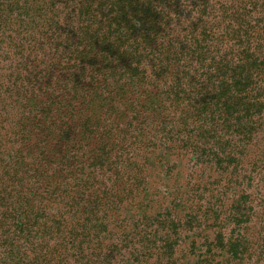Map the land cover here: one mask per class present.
<instances>
[{
  "label": "trees",
  "instance_id": "obj_1",
  "mask_svg": "<svg viewBox=\"0 0 264 264\" xmlns=\"http://www.w3.org/2000/svg\"><path fill=\"white\" fill-rule=\"evenodd\" d=\"M191 1L203 29L172 39L168 16L187 0H0V63L15 60L0 75V264H179L173 236L207 222L213 237L190 241L188 264H264V154L238 179L264 123V0L252 25L228 1L214 27L209 0ZM145 113L173 148L152 153L154 171L177 149L228 178L176 191L202 211L167 209L162 237L113 223L148 196L151 160L129 152L146 141ZM228 188L241 190L223 211Z\"/></svg>",
  "mask_w": 264,
  "mask_h": 264
},
{
  "label": "rangeland",
  "instance_id": "obj_2",
  "mask_svg": "<svg viewBox=\"0 0 264 264\" xmlns=\"http://www.w3.org/2000/svg\"><path fill=\"white\" fill-rule=\"evenodd\" d=\"M228 1L235 2L234 5H240V8L237 12L240 15L241 13L244 14L243 11H245L246 13L248 10H252L249 11L248 14V16L250 17V23L246 22V25H252L251 21L259 20L262 17V14L258 13V8L256 7L257 0H254L253 3H251L255 4V6L252 5L250 7L246 6L249 3L248 0H225L224 2L222 0H209V16H206V19L204 20L207 25L209 24V26L214 27L213 25H215L220 19L219 9L222 6L227 5L226 3ZM176 9L177 10L174 12L170 11L167 23L168 27L165 31L166 34L171 35L172 39H184V35L189 31L191 25L194 26L193 28H195L197 33L198 31H200V29H203L199 24L200 22H198L197 20L199 17L198 10L193 6L191 0H187L185 5H179ZM178 10L182 12L179 13ZM234 11H236V8H234ZM195 24L198 25L195 27ZM224 25L227 27L230 26V23L225 22ZM222 33V28L217 27L213 30L212 36L213 38L219 37L220 39V35H222ZM25 42L30 43L31 41L30 39H27ZM251 45L252 44H250V46ZM43 54L41 55V58L43 57L44 59H48L46 55H50L51 51L45 52V56ZM14 61L11 57L10 59H6L5 61L1 62L0 75H5L6 73H8L9 69H11L14 65ZM132 98H135V96ZM119 112L122 114L118 117L123 118L124 121L125 118L131 117V115H129V112L123 111L121 109L119 110ZM261 118L264 121V110L262 112ZM141 121L145 123L146 128L143 131V140L146 139V141L139 148H137L136 146L129 147V152L131 151V153L133 154L142 155V157H140L141 159L145 158L151 160L148 164L149 169L151 170L146 173V175L148 176L147 183L143 185L148 196L147 199H144L142 194H140L139 197L135 198L132 203H128L126 206H123L122 210L118 213V217L114 219L113 223L121 225L125 230V233L133 229L135 225L140 226V229L143 230L142 233H148L151 235H153V233H156L159 237H162L165 234L169 233L162 228V226L164 225L157 223H159L162 219L159 216H163V219L167 218L165 216L166 211L172 209L174 212L176 205L179 204H186L188 206L190 205L191 207H194V211L187 209L182 213L180 212L178 214V217L174 214L173 219L177 221H186L190 212H193L197 217H199L202 211H197L195 202L192 203L191 201H188L187 203H185L179 202V200H175L173 202L172 195L175 194L176 191L184 193L188 190V188L194 189L197 185L201 186L206 181L213 182L216 180H219L220 191H223V188L227 187L228 178L226 174L220 177L217 170L212 166L211 163L199 161L198 163L190 151L179 152L177 149L169 152V155L167 156V161H169L168 166L158 167L154 171L153 166H156V164H153V161L155 160L152 153H157L161 150L165 152L169 149L173 150V148L165 147L163 145L164 140H162L161 135L157 132L159 128H157L158 122L156 120H152L151 116L145 113ZM261 127L262 128L254 133L253 143L250 147L247 148L246 155L240 162L238 179L248 173L249 164L251 162L261 159L260 155L264 154V123ZM132 136V132H129L127 134V137ZM262 176L264 178V173L260 175V177ZM254 183L259 189L260 193L264 194V179H262L261 181L255 179ZM186 185L187 188H185ZM241 188H228L224 190V203L222 206L223 211L227 210L231 206V203L235 199H237L238 195L240 194ZM140 200H143V202L139 205H136L137 203H140ZM207 200L208 196H203L202 204H204V202ZM225 216L226 215L222 213L220 216V220L224 219ZM210 224L211 223L207 222L206 224H202V226L200 227L193 225L192 227L179 230L178 236H173L174 239L178 240V245L176 246V256L179 260V264H188L196 260L194 256L188 253L189 243L192 239H195L197 245H199L200 247V244L204 239L210 240L213 237V231L215 230L210 227ZM224 231L227 233L228 229ZM114 233H116L115 230ZM170 237L172 236L170 235Z\"/></svg>",
  "mask_w": 264,
  "mask_h": 264
}]
</instances>
